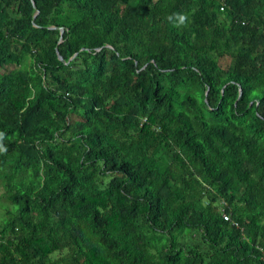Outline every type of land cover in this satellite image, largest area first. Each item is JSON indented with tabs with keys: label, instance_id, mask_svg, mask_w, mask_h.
<instances>
[{
	"label": "trees",
	"instance_id": "obj_1",
	"mask_svg": "<svg viewBox=\"0 0 264 264\" xmlns=\"http://www.w3.org/2000/svg\"><path fill=\"white\" fill-rule=\"evenodd\" d=\"M0 133V264H264V0H0Z\"/></svg>",
	"mask_w": 264,
	"mask_h": 264
},
{
	"label": "rangeland",
	"instance_id": "obj_2",
	"mask_svg": "<svg viewBox=\"0 0 264 264\" xmlns=\"http://www.w3.org/2000/svg\"><path fill=\"white\" fill-rule=\"evenodd\" d=\"M1 181H0V223L2 222V220L4 219L5 215H4V210L7 207H12V205L8 204L3 196V188L1 185ZM54 254V252L52 253Z\"/></svg>",
	"mask_w": 264,
	"mask_h": 264
},
{
	"label": "clouds",
	"instance_id": "obj_3",
	"mask_svg": "<svg viewBox=\"0 0 264 264\" xmlns=\"http://www.w3.org/2000/svg\"><path fill=\"white\" fill-rule=\"evenodd\" d=\"M173 16H178L179 22L183 23L187 18L186 16L182 15V14H173ZM173 16H169L168 19L172 20ZM3 139V133H0V140ZM0 151H6L5 148H3L2 146H0Z\"/></svg>",
	"mask_w": 264,
	"mask_h": 264
},
{
	"label": "built area",
	"instance_id": "obj_4",
	"mask_svg": "<svg viewBox=\"0 0 264 264\" xmlns=\"http://www.w3.org/2000/svg\"><path fill=\"white\" fill-rule=\"evenodd\" d=\"M221 203L224 204L223 202H221ZM219 212H220V216L222 217V219L230 220L228 212L224 211L223 208H220ZM232 222L234 225H237V223L235 221H232Z\"/></svg>",
	"mask_w": 264,
	"mask_h": 264
},
{
	"label": "water",
	"instance_id": "obj_5",
	"mask_svg": "<svg viewBox=\"0 0 264 264\" xmlns=\"http://www.w3.org/2000/svg\"><path fill=\"white\" fill-rule=\"evenodd\" d=\"M51 27H54V26H51ZM61 33H62V28L59 27V39L61 37ZM56 56H57V59L63 61L62 57L58 54V52L56 51Z\"/></svg>",
	"mask_w": 264,
	"mask_h": 264
}]
</instances>
